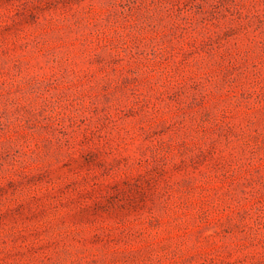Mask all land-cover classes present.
Returning a JSON list of instances; mask_svg holds the SVG:
<instances>
[{
    "label": "rangeland",
    "instance_id": "1",
    "mask_svg": "<svg viewBox=\"0 0 264 264\" xmlns=\"http://www.w3.org/2000/svg\"><path fill=\"white\" fill-rule=\"evenodd\" d=\"M0 264H264V0H0Z\"/></svg>",
    "mask_w": 264,
    "mask_h": 264
}]
</instances>
